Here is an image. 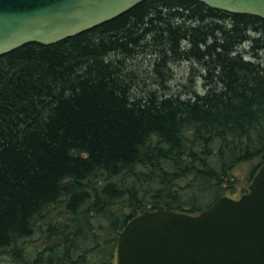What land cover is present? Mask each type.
<instances>
[{"label": "trees", "instance_id": "trees-1", "mask_svg": "<svg viewBox=\"0 0 264 264\" xmlns=\"http://www.w3.org/2000/svg\"><path fill=\"white\" fill-rule=\"evenodd\" d=\"M181 64L189 83L170 92ZM254 160L250 180L264 160L259 17L147 0L0 56V264H115L132 217L196 215Z\"/></svg>", "mask_w": 264, "mask_h": 264}, {"label": "water", "instance_id": "water-1", "mask_svg": "<svg viewBox=\"0 0 264 264\" xmlns=\"http://www.w3.org/2000/svg\"><path fill=\"white\" fill-rule=\"evenodd\" d=\"M147 0H0V56L51 45L110 21ZM264 20V0H195ZM116 264H264V161L247 193L220 197L197 215L158 207L118 233Z\"/></svg>", "mask_w": 264, "mask_h": 264}, {"label": "rangeland", "instance_id": "rangeland-1", "mask_svg": "<svg viewBox=\"0 0 264 264\" xmlns=\"http://www.w3.org/2000/svg\"><path fill=\"white\" fill-rule=\"evenodd\" d=\"M189 69L190 68L188 67V65L184 64H181L174 69L173 77L175 81H173L169 86L170 92H176V89L178 90L177 84L186 86L187 83H189L186 80V76L184 74L186 72L188 74V72L190 71ZM192 79L195 80L194 77H192ZM197 84H199V82ZM257 163L258 161L254 160L253 162L242 163L237 166V168L234 170L235 182L233 183L232 188H230L232 190H227V194L230 197L236 198V196L246 193L250 184L251 170ZM27 242L30 244V247H39V245L42 243V241H40L37 236L30 238Z\"/></svg>", "mask_w": 264, "mask_h": 264}]
</instances>
